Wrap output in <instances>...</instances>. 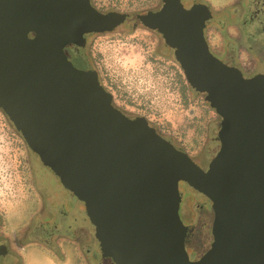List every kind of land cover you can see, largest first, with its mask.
<instances>
[{"label": "water", "instance_id": "95a60500", "mask_svg": "<svg viewBox=\"0 0 264 264\" xmlns=\"http://www.w3.org/2000/svg\"><path fill=\"white\" fill-rule=\"evenodd\" d=\"M161 3L136 19L173 49L188 85L220 118L205 171L145 119L113 108L96 73L67 59L66 46L128 18L90 0H0V110L84 204L101 264H264V73L244 78L210 53L206 6ZM180 182L213 212L212 242L195 261L184 247Z\"/></svg>", "mask_w": 264, "mask_h": 264}, {"label": "rangeland", "instance_id": "374dc122", "mask_svg": "<svg viewBox=\"0 0 264 264\" xmlns=\"http://www.w3.org/2000/svg\"><path fill=\"white\" fill-rule=\"evenodd\" d=\"M213 1L222 6L227 0ZM92 2L103 11L127 13L132 17L146 13L160 4V0ZM134 23L139 22L135 20ZM113 30L117 32L94 43L93 53L105 83L116 95L118 104L130 112L145 116L164 137L190 154L198 166H208L219 150L220 118L204 103V96L191 90L179 64L171 63L175 58L165 49L167 47L162 38L145 29L129 35L121 34L123 36H118V33H122L118 27ZM261 40H264V35L256 38L257 43H253L252 48L247 43L238 41V49L246 51L240 54L241 62L247 68L255 62L256 75L264 73V43ZM153 47H156L155 53L152 51ZM158 50H161V56L157 54ZM247 57L253 60H248ZM220 59L228 66H238L234 56L221 55ZM6 136V132L0 130V210L12 220L19 212L16 205L22 189L15 158L8 154L10 147L5 142ZM178 191L183 224L189 225L188 222L198 216L192 229V241L199 245L198 250L203 253L212 242L211 202L185 183L178 184ZM77 221L78 227L82 228L83 244L90 243L92 232L89 233L87 229L90 222L85 209H80ZM30 252L27 251L26 254L29 255ZM91 255L90 251H83L84 261L80 263L78 260L73 261L72 257L66 262H59L47 253L32 254L26 264H98L99 259Z\"/></svg>", "mask_w": 264, "mask_h": 264}, {"label": "flooded vegetation", "instance_id": "af4514ba", "mask_svg": "<svg viewBox=\"0 0 264 264\" xmlns=\"http://www.w3.org/2000/svg\"><path fill=\"white\" fill-rule=\"evenodd\" d=\"M92 1L90 0L91 5L99 12H111L96 8ZM180 1L185 9H190L195 5H204L208 8L210 18L205 21L203 35L212 55L220 61L221 55L234 56L237 58L238 63V66L234 67L242 73L244 78L256 75L254 74L257 67L255 62L249 68L241 62L240 54H244L246 51L241 52V48L238 49V41L245 42L252 48L253 43H257L256 38L259 35H264V0H227L222 6L219 3L216 4L213 0ZM161 4L149 11H157ZM123 14L128 15V18L118 26L122 30V33H118V36H123L121 34L129 35L139 29H145L162 38L156 31L145 28L136 19V15L132 17L127 13ZM135 20L139 23L135 24ZM116 32L117 30H112L104 33L86 34L83 36L84 45L82 47L68 45L64 48V53L76 69L96 73L100 86L111 96L113 108L128 119H145L157 134L170 142L177 150L186 153L193 161L190 154L164 137L145 116L122 108L117 102L116 95L106 85L105 78H103L98 63L95 61L93 46L97 40ZM261 43H264V40H261ZM166 47L165 49L172 56L173 49ZM155 48L153 47V53H155ZM157 54L161 56V50H158ZM247 59L253 60L250 57H247ZM171 63L177 65L176 60L171 61ZM0 130L5 131L7 134V141L5 142L10 147L8 154L11 158H15L22 189V195L16 205L19 212L12 220H9L5 213L0 210V248L4 249L3 253L0 254V264H26L30 255L42 253H47L59 262H66L69 257H72L73 261L78 260L81 263L83 260L82 254L85 250L90 251L91 256L96 257L97 260L99 259L98 264H101V251L91 223L87 228L88 232H92L90 243L83 244L82 242V228L78 227L77 220L79 219L80 209H85L84 204L62 186L57 175L42 164L38 156L30 150L21 134L1 110ZM207 167L206 165L200 168L205 171ZM180 219L182 221L181 216ZM197 220L198 216H195L192 218V222L190 221L188 222L189 225H186L190 235L186 239L184 247L191 261L199 259L207 251L202 253L198 250L199 245L192 241V229ZM27 251H31L29 255L26 254Z\"/></svg>", "mask_w": 264, "mask_h": 264}, {"label": "trees", "instance_id": "16d2710c", "mask_svg": "<svg viewBox=\"0 0 264 264\" xmlns=\"http://www.w3.org/2000/svg\"><path fill=\"white\" fill-rule=\"evenodd\" d=\"M161 3V2H160ZM160 5V4H159ZM141 14H145V13H141ZM136 15H138V14H136ZM135 16V15H134ZM191 88V87H190ZM191 90L195 93V94H197V95H201V96H205L204 94H201V93H198V92H196L195 90H193L192 88H191ZM204 103L210 108V106H209V104L207 103V102H205V100H204ZM211 110H213L212 108H210Z\"/></svg>", "mask_w": 264, "mask_h": 264}]
</instances>
